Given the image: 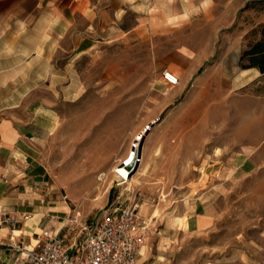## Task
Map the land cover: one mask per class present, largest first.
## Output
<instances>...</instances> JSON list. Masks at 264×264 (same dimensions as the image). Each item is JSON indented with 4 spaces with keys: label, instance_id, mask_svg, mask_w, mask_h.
Listing matches in <instances>:
<instances>
[{
    "label": "rangeland",
    "instance_id": "1",
    "mask_svg": "<svg viewBox=\"0 0 264 264\" xmlns=\"http://www.w3.org/2000/svg\"><path fill=\"white\" fill-rule=\"evenodd\" d=\"M133 6L110 38L62 67L72 77L45 80L32 97L56 117L39 144L54 198L69 204L76 230L107 210L137 207L164 264H264V169L243 177L230 168L252 132L240 119L264 99V73L239 65L264 22V0ZM165 69L177 85L163 79ZM143 134L139 166L121 185L114 166Z\"/></svg>",
    "mask_w": 264,
    "mask_h": 264
},
{
    "label": "crops",
    "instance_id": "2",
    "mask_svg": "<svg viewBox=\"0 0 264 264\" xmlns=\"http://www.w3.org/2000/svg\"><path fill=\"white\" fill-rule=\"evenodd\" d=\"M22 3L0 0V218L15 220L0 224V264H34L26 249H38L46 232L64 238L69 252L78 253L77 244L93 222L76 230L69 204L53 196V177L39 144L55 128L56 117L32 97L43 81L53 86L54 77H72L62 67L110 38L134 8V0H35L33 8ZM255 102L260 106L240 119V130L252 131L241 143L248 151L230 164L243 177L264 169V99ZM212 175L205 171L207 180ZM212 182L203 188L206 197ZM147 239L136 264H164Z\"/></svg>",
    "mask_w": 264,
    "mask_h": 264
},
{
    "label": "built area",
    "instance_id": "3",
    "mask_svg": "<svg viewBox=\"0 0 264 264\" xmlns=\"http://www.w3.org/2000/svg\"><path fill=\"white\" fill-rule=\"evenodd\" d=\"M163 79L172 86L180 81L170 69L163 71ZM139 145L136 142L132 148L136 150ZM131 156L125 160V165L132 160ZM115 172L122 178L119 184L128 182L126 177ZM9 221L15 223L13 219L0 218V224ZM148 227L137 207L107 210L85 228V234L77 244L76 255L69 252L64 238L46 232L47 238L42 245L38 249H26L25 257L34 264H136Z\"/></svg>",
    "mask_w": 264,
    "mask_h": 264
},
{
    "label": "trees",
    "instance_id": "4",
    "mask_svg": "<svg viewBox=\"0 0 264 264\" xmlns=\"http://www.w3.org/2000/svg\"><path fill=\"white\" fill-rule=\"evenodd\" d=\"M247 4L245 8H249ZM250 40L242 50L239 65L242 69L257 68L264 73V22L249 33Z\"/></svg>",
    "mask_w": 264,
    "mask_h": 264
},
{
    "label": "bare ground",
    "instance_id": "5",
    "mask_svg": "<svg viewBox=\"0 0 264 264\" xmlns=\"http://www.w3.org/2000/svg\"><path fill=\"white\" fill-rule=\"evenodd\" d=\"M166 94L168 93V91H166L165 92ZM144 135L145 134H143V136H137V138L135 139V141L137 142V145H139V141H141L143 138H144ZM137 140H139V141H137ZM134 145V144H133ZM130 155H132L131 156V159L132 160H130V161H128L127 163H126V165H125V161L120 165H116V166H114V171H117L118 173H120V175L123 177V178H127V181L128 182H130L131 180H132V175H133V173H134V171L135 170H133L134 169V166H135V161L136 160H138L139 158H138V156H137V150H135L134 148H132V150H131V154ZM130 157V156H129ZM128 157V158H129ZM127 158V159H128ZM126 159V160H127ZM129 165H131V166H133L132 167V172H131V169L129 168V167H127V166H129ZM120 177V176H119ZM120 179H121V177H120ZM122 184H125L124 182H122L121 183V185Z\"/></svg>",
    "mask_w": 264,
    "mask_h": 264
},
{
    "label": "water",
    "instance_id": "6",
    "mask_svg": "<svg viewBox=\"0 0 264 264\" xmlns=\"http://www.w3.org/2000/svg\"><path fill=\"white\" fill-rule=\"evenodd\" d=\"M137 150V156H138V160L135 161V166H134V169L133 170H136L137 167L139 166V162H140V159L142 157V144L140 143L139 147L136 149ZM131 169V172H132V167L131 165L127 166Z\"/></svg>",
    "mask_w": 264,
    "mask_h": 264
}]
</instances>
